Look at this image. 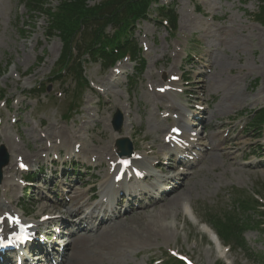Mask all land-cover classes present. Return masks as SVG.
<instances>
[{"label": "rangeland", "instance_id": "374dc122", "mask_svg": "<svg viewBox=\"0 0 264 264\" xmlns=\"http://www.w3.org/2000/svg\"><path fill=\"white\" fill-rule=\"evenodd\" d=\"M102 1L94 0L90 4ZM167 1L175 2L177 29L174 33L154 21V14L151 20L141 22L134 32L138 46L139 43L147 46L141 51L142 71L134 75L135 65L126 62L123 74L110 79L112 73L101 72L99 64H86V78L101 86L102 94L85 92L77 113L65 120L63 116L69 114L71 105L64 95L67 87H62L60 82H48L57 69L62 51L60 40L56 36H46L48 22L42 14L27 13L21 0H0V91L5 92L8 101V109L1 107L0 115L3 123L9 126L12 118L17 119L14 127L0 134V145L7 148V139L3 136L14 142L13 135L17 132L22 141L19 144L21 154L17 155L34 162L45 156L43 149L55 142L58 133L67 137L65 133H70L74 127L79 129L77 136H91L85 142L86 148L94 149L93 153L98 155L107 153L113 157V152L107 148L121 135L113 132L110 122L119 110L129 115V124L123 133L129 135L133 131L130 136L136 139V148L152 144L158 150L167 126L162 119L167 111L161 107L169 106L175 99L156 95L148 89L159 84L163 73L165 77L183 73L191 84L190 96L198 97L201 107H205L199 117L206 119L201 131L210 150L183 183H174L175 186L183 185L167 198H174L177 213L163 207L166 199L134 207L123 219L115 221V227L122 226L126 231L104 240V245L109 247L100 249L104 256L98 264H153L161 258L166 260V253L171 250L191 258L196 264H254L238 248L228 253L224 251V259H221L223 255H219L216 244L194 221L203 223L215 216L222 217L224 210L234 206L235 200L247 199V192L264 199V168L245 166L242 162L251 159L254 144L264 140V124L262 131L248 126L249 114L264 108V29L255 21L261 0H244V4L238 0ZM46 3L52 9L57 6V0ZM161 3L164 4V0ZM193 5H199L203 14L193 13ZM210 16L214 17L212 22ZM188 51L193 57L191 60ZM128 77H133L131 82ZM38 83L47 84L50 92L32 99L28 93ZM67 85L72 88L74 83L68 80ZM76 120H81V124L74 125ZM46 131L48 136L44 140ZM16 153L10 158L11 167ZM89 153L82 148L79 162L89 164L88 157L93 155ZM40 163H47V160ZM163 173L168 178L173 175L171 171L163 170ZM104 176V170L99 168L86 172L71 193L73 197L75 193L82 194L78 205L73 201L64 205L66 201L60 198V191L59 198H55L45 190L36 193L16 188L11 190L8 202L13 203L14 210L16 207L24 209L31 217L51 209L60 210L64 215L75 211L81 216L86 207L95 204L90 203L89 198L99 194ZM56 184L59 186V182ZM49 189L56 190V185ZM187 207L192 212L185 215ZM97 232L80 234L95 237ZM139 235L143 238L138 239ZM243 237L253 255L264 257V232L251 229L245 231ZM74 239L69 237L68 241ZM226 243L235 246L233 240Z\"/></svg>", "mask_w": 264, "mask_h": 264}, {"label": "trees", "instance_id": "16d2710c", "mask_svg": "<svg viewBox=\"0 0 264 264\" xmlns=\"http://www.w3.org/2000/svg\"><path fill=\"white\" fill-rule=\"evenodd\" d=\"M91 0H64L61 1L55 11L48 10L50 19L49 35L58 32L65 46V52L69 51V42L79 33L78 51L83 50L90 55H100L106 59L114 56V52L122 53L125 49L130 50L134 57L136 44L124 40L130 32L133 24L138 19H146V13L151 0H105L104 2L90 6ZM29 12H44V0H23ZM264 11V8H262ZM160 16L167 18L170 25H174L173 10H161ZM264 25V20L262 21ZM110 27L112 34H105L106 28ZM66 53L63 56V67L66 68ZM67 69V68H66ZM68 74L73 72L67 69ZM264 120L260 116V121ZM257 204L250 197L238 198L232 208L224 210L222 217H213L212 224L218 236L224 240H233L237 247L243 249L249 259L255 264H264V257L253 255L246 247L243 238L245 230L256 226V222L249 215L253 211V205Z\"/></svg>", "mask_w": 264, "mask_h": 264}, {"label": "bare ground", "instance_id": "6f19581e", "mask_svg": "<svg viewBox=\"0 0 264 264\" xmlns=\"http://www.w3.org/2000/svg\"><path fill=\"white\" fill-rule=\"evenodd\" d=\"M205 122V121H204ZM127 123L126 121L123 122V127L122 130L125 131L127 129ZM123 136H126L124 133L122 134ZM6 143L8 144L6 149V153L8 156L11 155L14 149V144L10 140H6ZM111 148V147H110ZM109 148V149H110ZM142 165L144 166V170L147 169L148 164L145 161H141ZM9 173V168H5L3 172V183H8L9 180L7 179V174ZM107 181H109V178L107 176L106 178ZM107 184L105 180L101 183L100 185V192L101 194H106L108 193L109 189L107 187ZM82 194L81 193H75L74 197L72 198L73 202H76L81 200ZM80 198V199H79ZM166 201L163 202V207L166 208L167 211L175 210L177 213V205L174 201V198H165ZM77 203V205L79 204ZM78 208L77 210H79ZM74 212V211H73ZM70 215H73L71 213ZM85 221V218L82 219ZM159 230H163L159 228ZM201 230L208 232L209 230L202 226ZM79 231V230H76ZM126 230L122 226H107V227H101L100 230H98L97 234L95 237H89L86 235H80L77 236L73 241H71L68 245V250H69V255L66 254V259L63 264H98L99 261L102 259L104 256V253L100 251V249H106L109 247V245H104V240L110 236L115 235L118 232H125ZM75 232V231H74ZM71 234V232H70ZM210 234V233H209ZM142 236H138V239H142Z\"/></svg>", "mask_w": 264, "mask_h": 264}, {"label": "water", "instance_id": "95a60500", "mask_svg": "<svg viewBox=\"0 0 264 264\" xmlns=\"http://www.w3.org/2000/svg\"><path fill=\"white\" fill-rule=\"evenodd\" d=\"M119 127H120V117L118 116L115 123V129L118 130ZM6 162H7L6 156L2 152V149H0V170L6 164Z\"/></svg>", "mask_w": 264, "mask_h": 264}, {"label": "snow or ice", "instance_id": "6c2138e0", "mask_svg": "<svg viewBox=\"0 0 264 264\" xmlns=\"http://www.w3.org/2000/svg\"><path fill=\"white\" fill-rule=\"evenodd\" d=\"M174 132L178 133V130H173ZM122 163H127V161H122ZM21 167H23V165H21ZM0 223H3V218H0ZM10 223H14L13 221H10Z\"/></svg>", "mask_w": 264, "mask_h": 264}]
</instances>
